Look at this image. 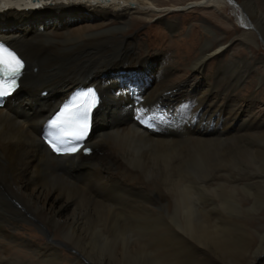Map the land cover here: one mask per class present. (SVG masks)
Instances as JSON below:
<instances>
[{
    "label": "bare ground",
    "instance_id": "6f19581e",
    "mask_svg": "<svg viewBox=\"0 0 264 264\" xmlns=\"http://www.w3.org/2000/svg\"><path fill=\"white\" fill-rule=\"evenodd\" d=\"M238 1L165 11L158 0H0V40L27 64L0 108V264H83L72 249L90 264H264V103L246 96L264 91V58L223 59L228 42L205 22L209 36L192 37L199 46L184 75L131 32L140 19L228 7L243 29H233L238 44H264V13ZM209 61L217 66L206 76ZM92 84L102 98L92 153L52 155L43 123L73 88ZM137 111L152 112L157 130L139 128Z\"/></svg>",
    "mask_w": 264,
    "mask_h": 264
},
{
    "label": "rangeland",
    "instance_id": "374dc122",
    "mask_svg": "<svg viewBox=\"0 0 264 264\" xmlns=\"http://www.w3.org/2000/svg\"><path fill=\"white\" fill-rule=\"evenodd\" d=\"M160 5L166 6L167 9H164L165 11L168 10V8H171V6H185L189 4L190 2H194L195 0H158ZM235 2H239L238 0H235ZM258 7L261 9V11L264 13V0H256ZM186 7V6H185ZM155 10V9H154ZM213 9L208 8V9H203V8H194V9H187L185 11L178 10L173 13H167V15L161 17V18H153L147 21L142 20V22L133 27L131 29V32L133 34H136L139 36L140 39L144 41V44L146 47H148V55H160L162 57V67L165 65L167 62H173L175 61L176 66L175 68L178 70H181L180 72L184 74V72H187L185 69L186 66L184 65L185 59L187 57H191L196 53V50L198 48L197 42L195 43L192 41V37L194 39L200 38V40L205 37L209 36L207 34V30L205 31V22L209 23L211 26H216V28L219 30V34L222 31L223 36L226 38L225 41L228 42L227 48H228V53L224 55L223 59H227L230 56H245L248 60L251 59H258V58H264V44L261 42H258L257 47H250V49L245 48L243 45L238 44V34L233 32V29L239 31H242L243 29L240 28L237 23L234 20V16L231 14L230 9L228 7L222 9L219 12V15H215ZM136 17L137 16H133ZM167 20H175L178 23V26L180 27L179 32L176 34L169 33V31L166 30L165 28V21ZM225 22V23H223ZM226 25V26H224ZM136 31V32H135ZM146 40V41H145ZM182 41H189L190 46L193 48V51L188 54L185 53V47L188 46H183ZM171 44V45H170ZM191 55V56H190ZM176 57V58H175ZM184 59V60H181ZM149 59V58H148ZM150 63V62H149ZM157 64V63H156ZM217 66V63L209 61L206 65V76H209L211 74L210 68H215ZM158 67V64L156 68ZM183 67V68H182ZM255 67L259 68L258 66L255 65ZM138 68V67H135ZM155 68V66H154ZM180 68V69H179ZM33 70V69H32ZM260 70V69H259ZM128 76L133 74L135 72L134 69H130L128 71ZM154 72V77L158 75V72ZM180 73V74H181ZM185 75V74H184ZM126 77L125 81L129 83V77ZM188 75L185 76L188 77ZM201 77L198 78L196 82H200ZM255 78H250L247 83L249 84L252 81H255ZM124 82V81H123ZM123 85H125L123 83ZM145 85L147 88H149L150 82L148 83L147 81L145 82ZM120 88V87H118ZM117 88V89H118ZM255 89V90H254ZM262 87H256L252 86L251 88L247 89L246 96L252 95L253 97H256L257 95L259 96L257 98L258 100V105L261 103H264V91H262ZM68 93V92H67ZM66 93V94H67ZM260 93H262L260 95ZM250 98V97H248ZM251 99V98H250ZM251 100L246 99V102L244 103V107L249 108L251 107ZM123 107L126 105H122ZM255 106V104H254ZM133 108V107H132ZM261 108L262 105H261ZM254 113L257 114L258 110L253 109ZM261 116V114H260ZM129 118V114H128ZM206 197H210V193H205L204 194ZM260 210L257 213H254V215H260L261 214ZM212 214V213H211ZM37 232V231H36ZM41 237H44L42 234L38 233ZM67 254V251H65ZM70 255L79 257V259L83 262V264H90L89 261L82 255V253L78 250H70ZM80 255V256H79ZM83 259V260H82ZM87 260V261H86ZM38 264V263H35Z\"/></svg>",
    "mask_w": 264,
    "mask_h": 264
},
{
    "label": "snow or ice",
    "instance_id": "6c2138e0",
    "mask_svg": "<svg viewBox=\"0 0 264 264\" xmlns=\"http://www.w3.org/2000/svg\"><path fill=\"white\" fill-rule=\"evenodd\" d=\"M23 67V61L13 51L0 45V97L9 95L15 90ZM96 99V92L92 89L78 93L60 108L54 118L50 119L48 128L57 130L62 136L72 137L74 142L83 140L88 132L89 114L96 105ZM57 140L59 137L52 135L49 143L58 152L79 150L75 143L70 148L58 147L54 142Z\"/></svg>",
    "mask_w": 264,
    "mask_h": 264
},
{
    "label": "water",
    "instance_id": "95a60500",
    "mask_svg": "<svg viewBox=\"0 0 264 264\" xmlns=\"http://www.w3.org/2000/svg\"><path fill=\"white\" fill-rule=\"evenodd\" d=\"M64 156V155H63ZM63 156H61V155H58L57 157H63ZM71 157V156H70Z\"/></svg>",
    "mask_w": 264,
    "mask_h": 264
}]
</instances>
